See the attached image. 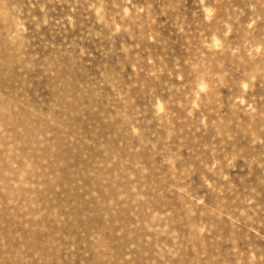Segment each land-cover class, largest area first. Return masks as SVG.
I'll use <instances>...</instances> for the list:
<instances>
[{
    "label": "rangeland",
    "instance_id": "374dc122",
    "mask_svg": "<svg viewBox=\"0 0 264 264\" xmlns=\"http://www.w3.org/2000/svg\"><path fill=\"white\" fill-rule=\"evenodd\" d=\"M0 264H264V0H0Z\"/></svg>",
    "mask_w": 264,
    "mask_h": 264
}]
</instances>
